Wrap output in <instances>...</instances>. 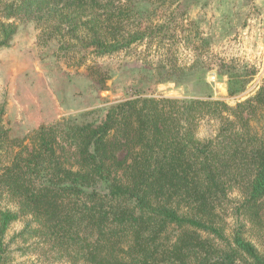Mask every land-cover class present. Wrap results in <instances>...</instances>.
Masks as SVG:
<instances>
[{"label": "trees", "instance_id": "1", "mask_svg": "<svg viewBox=\"0 0 264 264\" xmlns=\"http://www.w3.org/2000/svg\"><path fill=\"white\" fill-rule=\"evenodd\" d=\"M154 0H0V50L21 25L39 30L38 44L58 43V59L86 67L102 88L110 73L89 58L120 53L153 38L142 4ZM172 64L157 72L177 83L202 71ZM209 70V68L207 69ZM197 71V72H198ZM231 97L244 93L256 70L221 64ZM0 103V264H16L7 234L41 239L83 264H264V254L238 220L229 232L230 194L248 223L262 225L264 209V83L235 106L205 98L137 93L82 122L62 118L23 139L5 123ZM214 135L201 139L203 125Z\"/></svg>", "mask_w": 264, "mask_h": 264}, {"label": "rangeland", "instance_id": "2", "mask_svg": "<svg viewBox=\"0 0 264 264\" xmlns=\"http://www.w3.org/2000/svg\"><path fill=\"white\" fill-rule=\"evenodd\" d=\"M153 3L154 8L147 4L137 6L150 14L143 19L144 26H150L151 22L163 25L152 29L153 38L112 56L89 58L88 64H97L110 73L105 88L88 75L86 67L77 69L71 67V59H58L56 41L46 48L40 47L35 25H21L12 46L0 50V103L7 102L5 123L11 136L23 139L38 128L41 113L54 103L64 108L60 119L82 122L83 114L92 110H97L92 119L102 120L111 105L134 98L138 92L148 97L178 99L211 96L235 106L254 95L264 83V0H154ZM196 62L197 67L209 70L197 69L177 83H161L156 77L163 66L170 69L177 64L187 68ZM224 63L256 70L255 79L244 93L229 96L226 78L217 74ZM36 112L38 115L34 117ZM214 132L215 126L207 123L200 129L199 137L209 138ZM230 198L226 216L229 232L240 220L246 224V237L264 254V215L262 225L248 223L236 210L241 199L239 191L234 190ZM25 226L26 219L22 218L12 224L7 234L14 263L83 264L74 263L58 248L39 243L43 242L40 238L12 241Z\"/></svg>", "mask_w": 264, "mask_h": 264}, {"label": "crops", "instance_id": "3", "mask_svg": "<svg viewBox=\"0 0 264 264\" xmlns=\"http://www.w3.org/2000/svg\"><path fill=\"white\" fill-rule=\"evenodd\" d=\"M38 108L42 109V106L38 105ZM62 108H60L58 103H56V104L54 103V104H52L50 109L48 108L47 110H45V112H43L44 114H42L41 110H39V114L41 113V115H40L41 121L39 122L38 127L40 125H49V124H53V123L57 122L58 119H60L61 114H63L62 111H64V108L63 109ZM37 115H38V112L35 113L34 117L35 116L37 117ZM29 117L31 120H34L33 116H29Z\"/></svg>", "mask_w": 264, "mask_h": 264}]
</instances>
